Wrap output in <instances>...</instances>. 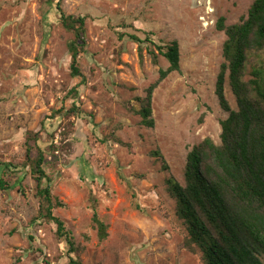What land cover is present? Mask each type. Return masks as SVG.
<instances>
[{"label": "rangeland", "instance_id": "1", "mask_svg": "<svg viewBox=\"0 0 264 264\" xmlns=\"http://www.w3.org/2000/svg\"><path fill=\"white\" fill-rule=\"evenodd\" d=\"M255 1L60 0L66 15L86 21L83 77L74 78L75 36L56 3L0 0V178L10 187L0 188V264L69 262L57 226L39 218L30 133L45 151L52 195L64 205L54 215L72 233L82 264H204L200 251L186 247L169 182L185 185L195 146L221 142L220 123L230 114L215 92L227 40L217 22L241 24ZM174 41L181 71L159 81L169 63L157 47ZM152 87L149 128L139 111ZM225 95L238 111L228 76ZM94 210L108 227L104 241Z\"/></svg>", "mask_w": 264, "mask_h": 264}, {"label": "trees", "instance_id": "2", "mask_svg": "<svg viewBox=\"0 0 264 264\" xmlns=\"http://www.w3.org/2000/svg\"><path fill=\"white\" fill-rule=\"evenodd\" d=\"M52 1L56 3L63 28L75 36L69 43L72 76L83 77L79 57L87 45L86 21L66 15L60 0ZM217 29L226 34L227 40L215 92L220 106L230 115L220 123V144L206 138L195 146L187 158L185 185L172 180L169 191L177 200L178 217L187 227L186 247L191 252L200 251L204 264H264V0L254 2L248 18L241 24L226 26L225 18H220ZM131 39L139 44L144 42L136 36ZM149 42L147 38L145 43ZM157 51L169 63L166 71L160 70L159 81L181 71L177 41L158 46ZM150 55L157 63V53L150 51ZM226 76L238 111L231 109L226 98ZM153 90L154 87L141 101L139 111L143 125L149 128L155 125ZM72 94L77 98L78 90L74 89ZM30 140L37 144L38 150L37 158L32 159L29 147L28 162L38 182L39 218L54 223L58 237L65 238L69 247L68 264H82L73 256L77 250L72 233L54 215V210L64 205L52 195L51 181L43 168L45 151L32 133L28 135V142ZM44 180L48 185L42 188ZM0 188L10 189L1 178ZM93 222L99 239L106 240L108 227L99 219L96 210Z\"/></svg>", "mask_w": 264, "mask_h": 264}]
</instances>
